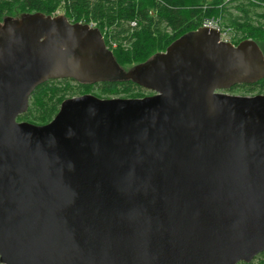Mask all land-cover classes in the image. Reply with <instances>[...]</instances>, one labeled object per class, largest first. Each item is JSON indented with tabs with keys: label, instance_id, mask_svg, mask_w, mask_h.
I'll return each mask as SVG.
<instances>
[{
	"label": "water",
	"instance_id": "water-1",
	"mask_svg": "<svg viewBox=\"0 0 264 264\" xmlns=\"http://www.w3.org/2000/svg\"><path fill=\"white\" fill-rule=\"evenodd\" d=\"M152 94L67 97L17 118L49 79ZM264 54L202 25L125 71L97 27L0 21V263L237 264L264 251Z\"/></svg>",
	"mask_w": 264,
	"mask_h": 264
},
{
	"label": "trees",
	"instance_id": "trees-1",
	"mask_svg": "<svg viewBox=\"0 0 264 264\" xmlns=\"http://www.w3.org/2000/svg\"><path fill=\"white\" fill-rule=\"evenodd\" d=\"M229 3L240 11V15L228 14L226 6ZM57 10L71 22H92L98 29L107 28L105 44L123 69L164 51L180 36L201 27L202 21L212 14L224 16L228 26L242 33L240 40L253 39L264 54V0H0V21L32 12L54 15ZM112 43L118 48H112ZM122 45L132 49L123 50ZM72 82L75 91H70ZM95 87L98 95L105 97L120 92L127 97L144 96L142 87L126 79L96 83H80L69 78L49 79L35 88L27 110L17 119L45 124L57 113L62 100L73 96L74 92L89 93ZM235 87L261 92L264 78L231 89ZM134 89L137 93H130ZM237 264H264V251L248 263Z\"/></svg>",
	"mask_w": 264,
	"mask_h": 264
},
{
	"label": "rangeland",
	"instance_id": "rangeland-1",
	"mask_svg": "<svg viewBox=\"0 0 264 264\" xmlns=\"http://www.w3.org/2000/svg\"><path fill=\"white\" fill-rule=\"evenodd\" d=\"M226 8H227V12H228V14H230V16H233V15H240L239 14V12L240 11H238V10H236L235 8H234V6H233V4L231 5L230 3H229V5L228 6H226ZM54 15H63V13H62V11L61 10H57V11H55V13H54ZM53 15V16H54ZM226 17H227V15H226ZM211 23V24H213V25H216L217 27H219L220 29H221V32H222V35H223V39H227L228 41H230L231 43H233V44H235L236 43V41H241L239 38H241V35H242V33L241 32H239V31H237L234 27H232V26H228L227 25V23H228V21H226V18H224V16H221V15H216V14H212V15H208L203 21H202V25L204 24V23ZM87 24H92L93 25V27H97L98 25H96V24H94V23H87ZM98 28V27H97ZM100 29V28H99ZM100 31H101V33H102V35H103V37H104V41H105V38H106V34H107V28H101L100 29ZM114 48H118V46H117V44H116V46L114 47ZM123 50H130V49H132L129 45H122V47H121ZM135 66V65H134ZM133 67V65L131 66H128V67H125L124 68V70L125 71H127V70H129V69H131ZM70 86L72 87V89L70 90V91H75L76 89H75V83L74 82H72V83H70ZM142 93L144 94V96L145 95H149V94H151L152 92L151 91H149V90H146V89H144V88H142ZM222 91H224V92H227V93H229V94H234V95H254V94H257V93H262V94H264V90H262L261 92L260 91H258L257 89H255L254 91H251V92H248V91H246V90H244V89H241V88H238V87H235V88H233V89H227V90H222ZM89 93H92V94H94V95H96V96H98V97H101V98H108V97H105L104 95L102 96V95H98V94H100L99 92H98V89L95 87V88H93L92 90H90V92ZM130 93H137V90L136 89H134L133 91H130ZM74 95L73 96H76V95H79V94H81V92L80 93H76V92H74L73 93ZM127 95V94H126ZM109 97H127V96H125V94L123 93V92H120L119 94H116V95H110ZM1 264V263H0Z\"/></svg>",
	"mask_w": 264,
	"mask_h": 264
},
{
	"label": "built area",
	"instance_id": "built-area-1",
	"mask_svg": "<svg viewBox=\"0 0 264 264\" xmlns=\"http://www.w3.org/2000/svg\"><path fill=\"white\" fill-rule=\"evenodd\" d=\"M92 23V22H91ZM95 24V23H94ZM91 27H93V25L92 24H89ZM203 25H207V26H210V27H214V28H216V29H219L220 31H221V29L219 28V27H217L216 25H213V24H211V23H204ZM102 34V33H101ZM103 36V35H102ZM221 38L223 39V35H222V32H221ZM103 39H104V37H103ZM224 40H226V41H228L227 39H224ZM105 42V41H104ZM106 45V44H105ZM116 46V43H112V45H111V47L112 48H114ZM106 47H107V45H106ZM108 48V47H107ZM109 49V48H108Z\"/></svg>",
	"mask_w": 264,
	"mask_h": 264
},
{
	"label": "flooded vegetation",
	"instance_id": "flooded-vegetation-1",
	"mask_svg": "<svg viewBox=\"0 0 264 264\" xmlns=\"http://www.w3.org/2000/svg\"><path fill=\"white\" fill-rule=\"evenodd\" d=\"M81 94H84V93H81ZM152 94V93H151ZM80 95V94H79Z\"/></svg>",
	"mask_w": 264,
	"mask_h": 264
}]
</instances>
